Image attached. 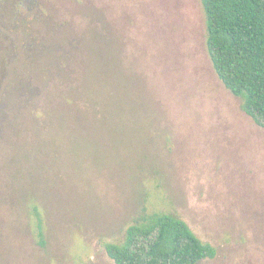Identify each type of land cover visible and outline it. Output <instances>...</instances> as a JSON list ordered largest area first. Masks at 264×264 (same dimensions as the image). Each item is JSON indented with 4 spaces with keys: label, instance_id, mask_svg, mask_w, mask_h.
<instances>
[{
    "label": "rangeland",
    "instance_id": "374dc122",
    "mask_svg": "<svg viewBox=\"0 0 264 264\" xmlns=\"http://www.w3.org/2000/svg\"><path fill=\"white\" fill-rule=\"evenodd\" d=\"M243 104L201 0H0V264H114L144 207L216 248L200 264H264V128Z\"/></svg>",
    "mask_w": 264,
    "mask_h": 264
},
{
    "label": "trees",
    "instance_id": "16d2710c",
    "mask_svg": "<svg viewBox=\"0 0 264 264\" xmlns=\"http://www.w3.org/2000/svg\"><path fill=\"white\" fill-rule=\"evenodd\" d=\"M201 3L207 49L219 79L244 99V111L264 128V0ZM29 204L39 243L45 245L42 208L34 198ZM106 251L114 264H200L216 256V248L203 242L179 215L149 213L146 207L126 229L123 241L108 243Z\"/></svg>",
    "mask_w": 264,
    "mask_h": 264
}]
</instances>
